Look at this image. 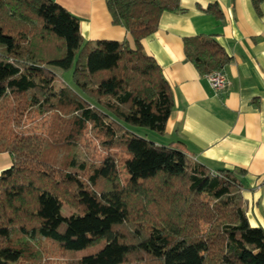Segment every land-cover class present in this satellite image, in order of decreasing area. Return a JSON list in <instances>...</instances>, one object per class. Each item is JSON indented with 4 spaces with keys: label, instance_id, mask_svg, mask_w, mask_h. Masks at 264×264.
<instances>
[{
    "label": "trees",
    "instance_id": "1",
    "mask_svg": "<svg viewBox=\"0 0 264 264\" xmlns=\"http://www.w3.org/2000/svg\"><path fill=\"white\" fill-rule=\"evenodd\" d=\"M251 1L260 14L264 0ZM106 4L132 45L85 40L56 0H0V152L12 160L0 174V264H49L47 244L76 257L66 264H264L245 170L211 169L140 131L163 134L173 110L142 40L164 12L184 11L180 0ZM184 52L204 75L231 61L213 36L186 37ZM56 69H72L74 88L57 86ZM88 132L100 138L92 164L79 156Z\"/></svg>",
    "mask_w": 264,
    "mask_h": 264
},
{
    "label": "crops",
    "instance_id": "2",
    "mask_svg": "<svg viewBox=\"0 0 264 264\" xmlns=\"http://www.w3.org/2000/svg\"><path fill=\"white\" fill-rule=\"evenodd\" d=\"M80 19L85 40H133L113 23L106 0H56ZM182 12H164L157 30L142 40L171 88L174 106L163 134L146 137L174 144L211 169L241 168L243 197L251 225L264 226V1L257 14L251 0H180ZM215 5L212 10L208 8ZM213 36L231 61L226 88L214 91L207 75L187 60L184 39ZM12 165L0 152V174Z\"/></svg>",
    "mask_w": 264,
    "mask_h": 264
},
{
    "label": "rangeland",
    "instance_id": "3",
    "mask_svg": "<svg viewBox=\"0 0 264 264\" xmlns=\"http://www.w3.org/2000/svg\"><path fill=\"white\" fill-rule=\"evenodd\" d=\"M57 72H58V80L56 82L57 86H60L63 83V79H64L66 81V83L69 84V86L74 88V85H72V81H71L72 74H73L72 69L71 70H65V71L64 70H57ZM25 125H26V128L32 127L30 120L25 121ZM140 131L143 134L146 133L151 138L154 135V131L149 130V129L140 130ZM87 136H88L87 139L84 140L79 147V156L82 160H86L89 162V164H92L93 161H95V159H97V158L99 159V156H100V150L98 148L100 138H99V136H97V134L95 132H88ZM122 176H123V179L127 178V175L124 171H123ZM142 203H143L142 199H138L136 201V204H134L133 201H131L130 202V208H134V212H135L137 209L143 208ZM74 211H75V208L73 206H71L69 203L63 204V209H62L63 215L68 216L71 213H73ZM134 223H136V222H134ZM131 226H133V225H131ZM34 245L37 248H42L41 243L39 244V242H35ZM46 249L49 252L48 256H46V260L49 261V264H66L70 260V258L71 259L76 258L75 256L66 255V254L62 253L55 245H52V244H47Z\"/></svg>",
    "mask_w": 264,
    "mask_h": 264
},
{
    "label": "built area",
    "instance_id": "4",
    "mask_svg": "<svg viewBox=\"0 0 264 264\" xmlns=\"http://www.w3.org/2000/svg\"><path fill=\"white\" fill-rule=\"evenodd\" d=\"M207 78L209 81V84L211 88L214 91H219L227 87L228 85V79L227 76L223 70H217L213 71L209 74H207Z\"/></svg>",
    "mask_w": 264,
    "mask_h": 264
}]
</instances>
